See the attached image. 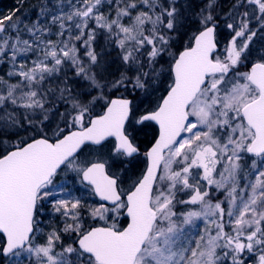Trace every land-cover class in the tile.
I'll list each match as a JSON object with an SVG mask.
<instances>
[{"label":"snow or ice","instance_id":"snow-or-ice-1","mask_svg":"<svg viewBox=\"0 0 264 264\" xmlns=\"http://www.w3.org/2000/svg\"><path fill=\"white\" fill-rule=\"evenodd\" d=\"M25 3L0 16V264H264V0Z\"/></svg>","mask_w":264,"mask_h":264},{"label":"rangeland","instance_id":"rangeland-1","mask_svg":"<svg viewBox=\"0 0 264 264\" xmlns=\"http://www.w3.org/2000/svg\"><path fill=\"white\" fill-rule=\"evenodd\" d=\"M222 2L225 4V6H227L228 0H222ZM35 3H37V0H26V3L24 5V10L29 11L30 14L34 15L35 13H34V11H32V5ZM14 10H11V11L10 10H2V11H0V16H5ZM139 137L141 138L142 142H145L144 144H142V147L145 146L146 143L151 139L150 132L148 130H146V134H142Z\"/></svg>","mask_w":264,"mask_h":264},{"label":"trees","instance_id":"trees-1","mask_svg":"<svg viewBox=\"0 0 264 264\" xmlns=\"http://www.w3.org/2000/svg\"><path fill=\"white\" fill-rule=\"evenodd\" d=\"M193 8H196L202 3V0H190ZM18 5V0H0V11L2 10H14ZM0 74H3V70H0Z\"/></svg>","mask_w":264,"mask_h":264},{"label":"flooded vegetation","instance_id":"flooded-vegetation-1","mask_svg":"<svg viewBox=\"0 0 264 264\" xmlns=\"http://www.w3.org/2000/svg\"><path fill=\"white\" fill-rule=\"evenodd\" d=\"M146 130H148L149 132H150V136H151V139L149 140V141H151L152 140V138H153V129L152 128H145L143 131H141L140 133H139V136H141L142 134H146ZM139 140L141 141V138L139 137ZM148 141V142H149ZM147 144V143H146ZM146 146V145H145ZM145 146H143L142 148H141V150L143 151L144 150V147Z\"/></svg>","mask_w":264,"mask_h":264}]
</instances>
